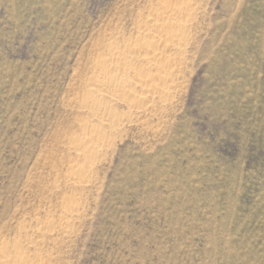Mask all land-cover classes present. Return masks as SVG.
I'll use <instances>...</instances> for the list:
<instances>
[{"label": "rangeland", "instance_id": "rangeland-1", "mask_svg": "<svg viewBox=\"0 0 264 264\" xmlns=\"http://www.w3.org/2000/svg\"><path fill=\"white\" fill-rule=\"evenodd\" d=\"M152 3L0 0V251L28 240L50 264H264V0H205L162 132L128 127L82 191L67 186L93 45L104 28L130 38ZM71 203L73 230L41 233Z\"/></svg>", "mask_w": 264, "mask_h": 264}, {"label": "bare ground", "instance_id": "bare-ground-1", "mask_svg": "<svg viewBox=\"0 0 264 264\" xmlns=\"http://www.w3.org/2000/svg\"><path fill=\"white\" fill-rule=\"evenodd\" d=\"M150 1L153 3L146 12L137 11V29L130 38L117 29V33L102 30L104 39L93 45L90 69L87 68L89 76H85L81 91L71 98L78 110L75 117L79 126L68 138L65 136L74 154L64 176L67 186L76 191H82L90 182L92 161L103 157L106 148H116L124 140L128 127L136 125L154 134L162 132L160 118L173 108L183 74L188 70V48L205 0ZM154 119L159 122L154 123ZM76 205L63 206L57 225L51 222L44 228L38 227L41 233L72 231L69 229L74 224ZM12 243L1 248L0 264L51 263L50 258L32 257L23 250L31 241Z\"/></svg>", "mask_w": 264, "mask_h": 264}]
</instances>
